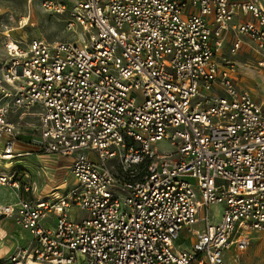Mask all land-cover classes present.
<instances>
[{
  "label": "built area",
  "instance_id": "1",
  "mask_svg": "<svg viewBox=\"0 0 264 264\" xmlns=\"http://www.w3.org/2000/svg\"><path fill=\"white\" fill-rule=\"evenodd\" d=\"M40 5L77 37L5 43L0 241L31 239L0 264H225L264 241V99L238 82L244 52L264 67V0Z\"/></svg>",
  "mask_w": 264,
  "mask_h": 264
},
{
  "label": "rangeland",
  "instance_id": "2",
  "mask_svg": "<svg viewBox=\"0 0 264 264\" xmlns=\"http://www.w3.org/2000/svg\"><path fill=\"white\" fill-rule=\"evenodd\" d=\"M25 15L30 17L28 23L22 26L19 19ZM79 29L81 31L82 28L79 27ZM74 36L76 35L66 30L64 18L46 12L41 7L40 0H32L31 4L28 0H0V60L7 57L5 43L9 39L20 40L23 45H26L33 38L53 41L73 39ZM238 70L240 86L248 88L256 99H264V67L258 65L249 53L244 52L238 64ZM25 128L21 126L22 130ZM157 146L162 152L171 150L168 140L158 142ZM5 163L0 161V167L4 168ZM0 191L4 190L0 189ZM3 196L15 199L9 190H6ZM223 209L224 204H214L210 207L212 222L217 223L221 219ZM251 238L250 245L243 251H239L235 245L227 248L224 251L225 264H264V241L254 230L251 232ZM30 239L31 235L28 231L14 228L13 237L0 241V247L3 245L12 247L17 243H27ZM193 241L194 236L185 229L175 245L178 248H188Z\"/></svg>",
  "mask_w": 264,
  "mask_h": 264
},
{
  "label": "crops",
  "instance_id": "3",
  "mask_svg": "<svg viewBox=\"0 0 264 264\" xmlns=\"http://www.w3.org/2000/svg\"><path fill=\"white\" fill-rule=\"evenodd\" d=\"M53 168H54V170L55 169H57L58 168V166H56V165H53ZM56 172H58L59 173V175H62V176H60V177H57V176H55L54 178L55 179H48V180H46L44 177H43V175H41V176H39L38 177V183H39V186L40 187H43V191H47L48 189H50L53 185H55L56 183H60V182H62L63 181V177L66 175V171H56ZM60 173H62V174H60ZM49 178V177H48ZM52 180V181H51ZM64 186V185H63ZM62 186V187H63ZM65 188H61L60 189V191L61 192H65Z\"/></svg>",
  "mask_w": 264,
  "mask_h": 264
}]
</instances>
